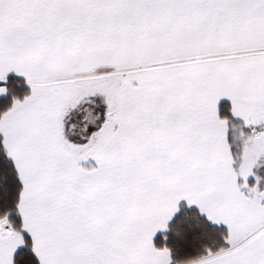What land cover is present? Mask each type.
I'll list each match as a JSON object with an SVG mask.
<instances>
[{
	"label": "snow or ice",
	"instance_id": "snow-or-ice-1",
	"mask_svg": "<svg viewBox=\"0 0 264 264\" xmlns=\"http://www.w3.org/2000/svg\"><path fill=\"white\" fill-rule=\"evenodd\" d=\"M0 264H264V0H0Z\"/></svg>",
	"mask_w": 264,
	"mask_h": 264
}]
</instances>
